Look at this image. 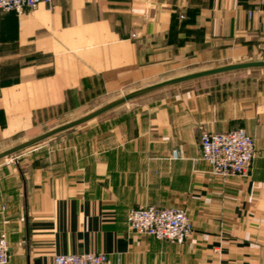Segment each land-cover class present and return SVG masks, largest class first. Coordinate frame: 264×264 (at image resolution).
<instances>
[{"label": "crops", "instance_id": "obj_1", "mask_svg": "<svg viewBox=\"0 0 264 264\" xmlns=\"http://www.w3.org/2000/svg\"><path fill=\"white\" fill-rule=\"evenodd\" d=\"M259 60L264 0H53L1 13L7 264L82 252L107 264H264V67L148 90ZM239 127L256 141L251 173L213 174L202 133ZM143 205L186 209L192 235L129 232V209Z\"/></svg>", "mask_w": 264, "mask_h": 264}, {"label": "built area", "instance_id": "obj_2", "mask_svg": "<svg viewBox=\"0 0 264 264\" xmlns=\"http://www.w3.org/2000/svg\"><path fill=\"white\" fill-rule=\"evenodd\" d=\"M238 1V0H237ZM40 3L51 5L53 0H0V14L14 11L18 14L36 8ZM202 158L211 166V172L221 177L248 176L256 154L255 138L243 127L229 131H205L200 137ZM175 156L177 151L174 152ZM17 154L8 157L6 164L18 163ZM127 229L155 237L183 243L193 233V223L188 211L181 207L143 205L130 208ZM10 245L6 233H0V264L10 260ZM104 252L58 254L54 264H107Z\"/></svg>", "mask_w": 264, "mask_h": 264}, {"label": "water", "instance_id": "obj_3", "mask_svg": "<svg viewBox=\"0 0 264 264\" xmlns=\"http://www.w3.org/2000/svg\"><path fill=\"white\" fill-rule=\"evenodd\" d=\"M248 67H264V60L249 61V62H244V63H239V64H230V65H226V66L219 67V68H214V69H210V70L201 71V72H198V73H195V74H191L189 76H185V77H182V78H178V79H173V80H168L166 82H162V83H160V84H158L156 86H152V87L148 88V90H151V89H154V88H157V87H161V86H164V85H167V84H170V83H173V82H177V81H180V80H183V79H187V78L203 76V75H207V74H211V73L229 71V70H234V69H239V68H248ZM131 96L132 95H128L125 98H121L120 100H117V101L113 102L112 104L111 103L107 104L106 106H104L103 108H101L100 110L95 112L94 114H92V115H90L88 117H85L83 120H85V119H87L89 117L101 114L105 110L111 108L112 105L117 104V103H121L124 100L130 98ZM10 153H8V155H10Z\"/></svg>", "mask_w": 264, "mask_h": 264}, {"label": "rangeland", "instance_id": "obj_4", "mask_svg": "<svg viewBox=\"0 0 264 264\" xmlns=\"http://www.w3.org/2000/svg\"><path fill=\"white\" fill-rule=\"evenodd\" d=\"M109 99H111V96H109V95H107V96H101L97 100L94 99V102H92L91 104H89L90 107H88L86 109H83V110L86 111L87 109H89L91 107H95L96 105H103ZM104 114H102V115H104Z\"/></svg>", "mask_w": 264, "mask_h": 264}]
</instances>
